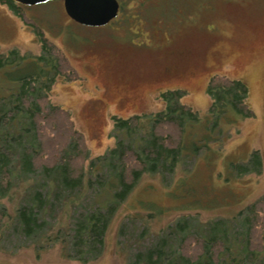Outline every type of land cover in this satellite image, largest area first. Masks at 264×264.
<instances>
[{"label": "rangeland", "instance_id": "obj_1", "mask_svg": "<svg viewBox=\"0 0 264 264\" xmlns=\"http://www.w3.org/2000/svg\"><path fill=\"white\" fill-rule=\"evenodd\" d=\"M119 1L121 16L102 27L72 21L62 0L20 5L82 78L67 82L58 77L51 102L68 111L84 135L86 178L92 182L91 165L115 145L113 117L157 113L163 109L160 94L172 89L186 91L181 103L198 114L182 166L172 178L142 176L112 220L104 252L93 264H129L168 239L181 219L197 234L236 225L238 214L264 196V0ZM12 49L26 58L41 50L33 29L0 4V54ZM163 67L171 73L165 75ZM214 76L247 85L253 118L242 120L232 113L213 127L206 88ZM8 82L0 70V87ZM254 151L262 159L261 173L238 176L234 167L246 164ZM42 183L40 177L28 186L15 183L0 198V212L6 215L1 222L11 225L0 231V264H80L64 257L54 235L69 233L79 214L97 207L94 191L67 211L63 197L62 207L43 218L44 237L53 242L48 245L44 238L42 246L21 234L15 218V209L39 192Z\"/></svg>", "mask_w": 264, "mask_h": 264}, {"label": "trees", "instance_id": "obj_2", "mask_svg": "<svg viewBox=\"0 0 264 264\" xmlns=\"http://www.w3.org/2000/svg\"><path fill=\"white\" fill-rule=\"evenodd\" d=\"M0 4L33 29L41 48L38 56L29 58L17 49L0 54V70L9 80L7 86L0 87V198L7 197L15 183L28 186L35 178L42 179L40 191L15 209V218L21 234L43 246L44 238L48 245L53 242L44 237L43 218L53 208L62 207L63 197L67 211L88 191H94L97 207L79 214L69 233L54 235L55 241L60 239L64 257L93 264L104 252L112 220L142 176L172 178L182 166L185 154L191 151L198 114L181 103L186 91L172 89L160 94L163 109L157 113L113 117L115 145L91 165L88 174L96 178L92 182L86 178L89 150L84 135L70 113L51 102V86L58 77L67 82L82 78L18 3L0 0ZM14 72L19 75L10 77ZM206 92L213 127L232 113L242 120L253 118L249 89L242 81L214 76ZM234 168L238 176L259 175L262 159L254 151L246 164ZM3 217L5 212H0V231L11 226L2 224ZM238 218L236 225L209 227L200 234L191 233L188 221L181 219L168 239L137 254L129 264H264V196L242 210Z\"/></svg>", "mask_w": 264, "mask_h": 264}, {"label": "water", "instance_id": "obj_3", "mask_svg": "<svg viewBox=\"0 0 264 264\" xmlns=\"http://www.w3.org/2000/svg\"><path fill=\"white\" fill-rule=\"evenodd\" d=\"M23 6L44 4L53 0H13ZM65 14L72 21L87 27H102L117 18V0H62Z\"/></svg>", "mask_w": 264, "mask_h": 264}, {"label": "flooded vegetation", "instance_id": "obj_4", "mask_svg": "<svg viewBox=\"0 0 264 264\" xmlns=\"http://www.w3.org/2000/svg\"><path fill=\"white\" fill-rule=\"evenodd\" d=\"M118 1V3H119V11H118V15H117V18L119 17V16H121V13H122V8H123V4H122V2L121 1H119V0H117ZM20 5V4H19ZM117 18H115L114 20H112V21H115V20H118ZM111 21V22H112ZM110 22V23H111ZM109 24V23H108ZM107 24V25H108ZM159 48H160V46H157L156 47V50H155V53L159 50ZM162 72L165 74V75H169V73H171V69L170 68H168V67H163V69H162Z\"/></svg>", "mask_w": 264, "mask_h": 264}]
</instances>
